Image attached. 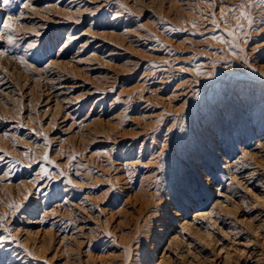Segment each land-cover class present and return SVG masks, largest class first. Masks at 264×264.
<instances>
[{"label":"rangeland","instance_id":"374dc122","mask_svg":"<svg viewBox=\"0 0 264 264\" xmlns=\"http://www.w3.org/2000/svg\"><path fill=\"white\" fill-rule=\"evenodd\" d=\"M0 264H264V0H0Z\"/></svg>","mask_w":264,"mask_h":264}]
</instances>
